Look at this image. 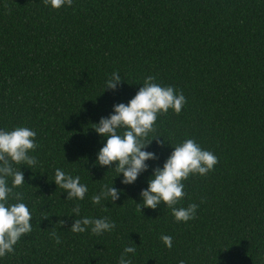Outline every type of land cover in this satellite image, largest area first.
I'll list each match as a JSON object with an SVG mask.
<instances>
[{
  "label": "trees",
  "instance_id": "trees-1",
  "mask_svg": "<svg viewBox=\"0 0 264 264\" xmlns=\"http://www.w3.org/2000/svg\"><path fill=\"white\" fill-rule=\"evenodd\" d=\"M113 71L120 87L102 92ZM149 75L186 103L157 115L147 139L160 137L147 150L158 159L122 185L115 170L92 166L103 140L91 127ZM16 126L37 134L36 163L14 165L25 183L8 201L19 194L32 230L0 264H118L126 246L136 248L131 264H264V0H72L59 9L0 0V129ZM185 139L218 161L182 181L175 207L198 205L195 218L175 222L163 203L140 211L139 192L171 152L168 142ZM57 168L87 185L83 200H65L52 182ZM112 181L123 195L94 205ZM76 205L80 217H106L114 229L73 233Z\"/></svg>",
  "mask_w": 264,
  "mask_h": 264
},
{
  "label": "clouds",
  "instance_id": "clouds-1",
  "mask_svg": "<svg viewBox=\"0 0 264 264\" xmlns=\"http://www.w3.org/2000/svg\"><path fill=\"white\" fill-rule=\"evenodd\" d=\"M46 7L59 9L70 7L72 0H42ZM122 78L117 71H113L105 80L103 91L115 92L121 85ZM186 103L182 92L172 86H162L155 82V77L149 75L144 78L142 86L127 103L112 105L107 116H101L99 121L93 123L92 130L103 140L102 146L95 154L93 167H108L115 170V177H120L122 185H132L141 174L149 170L147 161H155L158 156L153 151H148L151 140L160 136L147 139L149 133L154 131L158 114H163L171 109L180 113ZM36 132L25 126H16L11 130L0 129V258L14 251V245L25 234L31 232V212L28 206L19 202V194L15 197L18 202L9 203L12 189L25 183L21 167L14 169V165H24L28 168L35 165V157L29 153L37 147L35 142ZM165 140V139H164ZM166 141V140H165ZM168 142V141H167ZM163 146V141H157ZM168 144L172 150L164 160L162 166L152 168L147 179V186L139 192L140 202L136 203L141 208L157 209L163 203L171 209L175 222H187L195 218L198 205L189 204L185 207H175L184 197L183 180L190 174L201 176L210 172L217 164V157L193 139H185L177 144ZM114 164V167H113ZM114 177V178H115ZM10 180V183H9ZM52 182L63 193L65 200H83L88 191L86 184L80 183V177L67 174L57 168ZM123 189L111 185H104L100 191L91 197V202L100 204L102 200L112 203L120 199ZM72 212L74 217H80V207L76 205ZM63 221H61V224ZM115 224L106 217L90 219L86 216L75 218L69 230L73 233L89 231L94 235H101L114 229ZM160 240L167 248H171L172 237L161 235ZM133 246L124 247L118 264H131L128 254H135ZM178 264H185L180 260Z\"/></svg>",
  "mask_w": 264,
  "mask_h": 264
}]
</instances>
